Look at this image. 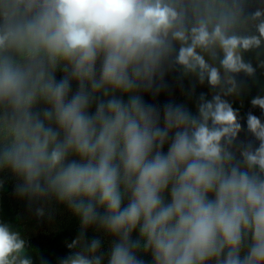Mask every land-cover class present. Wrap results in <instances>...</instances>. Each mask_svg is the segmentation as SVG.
<instances>
[{"label": "clouds", "instance_id": "1", "mask_svg": "<svg viewBox=\"0 0 264 264\" xmlns=\"http://www.w3.org/2000/svg\"><path fill=\"white\" fill-rule=\"evenodd\" d=\"M232 23L199 21L176 56L216 87L194 48L218 40L224 95L237 91L227 73L254 71L238 49L264 37V22L242 39ZM187 39L176 0H0V174L37 216L63 206L77 220L57 264H264V121L247 115L258 144L239 147L220 94L195 114L157 102L173 41ZM251 104L264 111V96ZM0 264H33L5 223Z\"/></svg>", "mask_w": 264, "mask_h": 264}, {"label": "trees", "instance_id": "2", "mask_svg": "<svg viewBox=\"0 0 264 264\" xmlns=\"http://www.w3.org/2000/svg\"><path fill=\"white\" fill-rule=\"evenodd\" d=\"M184 10L185 31L188 39L184 42L173 41V51L164 68V90L157 97V102L163 104L174 101L185 105L194 114L200 103V97L210 100L212 96L220 94L237 110L238 122L241 129L235 143L239 147H255L258 141L248 131L247 115L252 113L264 121V111L259 107H253L251 100L257 96H264V37L261 44L247 50L238 49L242 60L250 64L254 71L251 75L243 70L238 73H227L237 86V91L224 95L221 92L223 79L226 75L221 61L224 58V50L218 40L206 46H196L194 51L201 56L208 68L215 67L221 75L222 84L212 87L208 83L207 70H202L199 65L195 69L180 64L176 56L180 47L191 46V29L198 26V22H207L209 31L219 23L222 15H230L233 23L227 27L226 34L238 38L257 36L258 25L264 22V0H176ZM260 12V16L255 13ZM203 73V80H201ZM151 99L150 97H146ZM4 188L0 190V223L7 224L12 231L20 234L25 241L26 254L31 256L33 264H41V258L48 264H57L70 250L66 242H71L78 234L79 225L72 214L63 206H55L54 214L49 218L47 212L40 218L45 221L46 229L42 230L40 240L35 236L36 230L28 227L29 215L35 216V211L30 210L24 201L17 199L11 189L12 181L6 174ZM89 236L93 232L89 230Z\"/></svg>", "mask_w": 264, "mask_h": 264}, {"label": "rangeland", "instance_id": "3", "mask_svg": "<svg viewBox=\"0 0 264 264\" xmlns=\"http://www.w3.org/2000/svg\"><path fill=\"white\" fill-rule=\"evenodd\" d=\"M41 217L42 216H37V215L32 216L30 213L29 218H27L28 220H30L29 224H28L29 229L30 230H36L37 229L36 233H35L37 240H40V237L42 236V234H40V232H42V230L46 229L45 221L40 220Z\"/></svg>", "mask_w": 264, "mask_h": 264}]
</instances>
